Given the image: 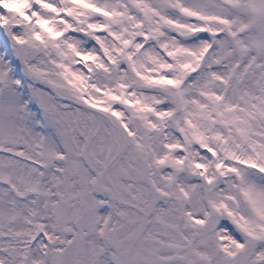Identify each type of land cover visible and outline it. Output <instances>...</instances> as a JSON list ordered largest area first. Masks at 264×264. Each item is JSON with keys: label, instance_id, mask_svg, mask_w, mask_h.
Here are the masks:
<instances>
[{"label": "snow or ice", "instance_id": "obj_1", "mask_svg": "<svg viewBox=\"0 0 264 264\" xmlns=\"http://www.w3.org/2000/svg\"><path fill=\"white\" fill-rule=\"evenodd\" d=\"M0 264H264V0H0Z\"/></svg>", "mask_w": 264, "mask_h": 264}]
</instances>
